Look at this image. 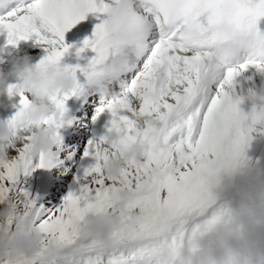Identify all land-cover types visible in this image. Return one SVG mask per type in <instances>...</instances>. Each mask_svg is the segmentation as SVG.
Segmentation results:
<instances>
[{
    "label": "snow or ice",
    "instance_id": "obj_1",
    "mask_svg": "<svg viewBox=\"0 0 264 264\" xmlns=\"http://www.w3.org/2000/svg\"><path fill=\"white\" fill-rule=\"evenodd\" d=\"M89 13L106 19L76 52L95 54L85 68L71 70L80 71L85 84L73 75V88L52 100L53 110L41 123L54 129L53 147L59 150L65 102L95 87L101 93L96 115L111 117L105 135L85 149L96 163L84 172L78 193L69 192L58 207L46 208L17 182L36 168L56 166V153L33 158L27 135L9 149L15 155L0 161V204L9 212L0 217V233L11 234L23 223L37 230L40 241L31 258L0 264H41L45 256L47 264H153L170 224L202 204L206 185L248 133L264 124V97L245 115L233 92L249 67L264 74V34L257 30L264 0H8L0 7V33L13 47L29 39L42 46L46 55L39 68L60 61L70 47L64 44L65 33ZM122 44L131 56L130 68L120 77L129 74L130 79L101 80L100 66ZM112 81L122 91L105 100V83ZM7 91L20 95L19 111L7 122L14 136L28 123V99L21 86ZM113 132L117 138L107 141ZM138 143L145 145L140 162L128 161L118 180L108 176L105 165L119 155L117 150ZM121 190L132 198L117 212L113 201ZM89 214L119 215L109 249L79 235L77 226Z\"/></svg>",
    "mask_w": 264,
    "mask_h": 264
},
{
    "label": "clouds",
    "instance_id": "obj_2",
    "mask_svg": "<svg viewBox=\"0 0 264 264\" xmlns=\"http://www.w3.org/2000/svg\"><path fill=\"white\" fill-rule=\"evenodd\" d=\"M8 0H0V7L6 5ZM131 51L128 45H120L119 49L100 66L101 80H116L130 68ZM12 75L21 81V87L28 94V107L26 109L27 124L22 132L14 136L6 122L0 121V161L9 158V149H14L23 142L24 137H31V155L33 158L40 153H47L53 148L54 129L45 127L41 121L53 110L52 100L63 95L74 86L75 80L68 69L60 66L59 62L48 63L42 67H29L26 59L14 65ZM3 85V76L0 75V86ZM117 138L116 133H108L106 140L112 142ZM119 155L114 156L105 165L108 176L114 180L119 179L121 168L131 160L140 162L145 152L142 143L129 146L127 149H118ZM132 193L121 190L115 196L113 207L117 212L123 211ZM8 210L0 211V217H7ZM120 217L117 214L98 215L89 214L78 224V233L82 238L96 241L102 248L111 247V234L113 229L119 227ZM40 236L31 225L19 224L11 234L0 233V260H15L25 256L31 258L38 251ZM52 251L50 246L49 252ZM47 264V256L41 260Z\"/></svg>",
    "mask_w": 264,
    "mask_h": 264
},
{
    "label": "bare ground",
    "instance_id": "obj_3",
    "mask_svg": "<svg viewBox=\"0 0 264 264\" xmlns=\"http://www.w3.org/2000/svg\"><path fill=\"white\" fill-rule=\"evenodd\" d=\"M92 16H95V17L91 18ZM97 19H98V15L89 13L83 21L75 25L76 29L73 34L65 33L64 44L66 46H71L72 48L79 49L82 46L83 41L85 39L91 38L92 34H87L86 32L87 31L93 32L95 27L91 28L89 24L95 25L97 22ZM28 41H30V45H31L30 49H34L36 53L39 50L44 51L42 46H39L35 43L34 39H29L27 41H20L15 47L11 45H7L5 42L6 46L3 48V51L0 52V69H1L0 75L3 76V82L10 81V79L7 76L11 77V80L14 79V75H12L13 67L14 65H16V63H18L20 54H23L26 49H29V47L26 46V43H28ZM87 52L88 50L86 49L85 51L81 53V56L86 55ZM6 55H7V58H5ZM61 62L62 60L60 59L59 64ZM5 66H8V68ZM128 77L130 78V75L125 74V75H122L119 79L122 81H125ZM245 80L248 83L253 84V89H251V94H253L254 97H256L257 99L250 98L249 96L250 93H247L243 90L242 84L244 83ZM235 85L238 88V90L241 92L240 99L242 100V103L240 105V108H241V111L245 115H247L252 110L254 105L256 107H260L258 98L264 97V74H260L256 71L255 68L249 67L237 79ZM115 87L114 88L111 87L110 89H107V91L105 92V95L109 94L112 91H115ZM94 96L101 99V93L99 92L95 94ZM75 97L77 96H71L69 99L72 100ZM111 98L112 97H109L108 99H111ZM17 99H18L17 97H14V103L11 106L14 112H15V108L18 107ZM108 99H105V100H108ZM256 127L261 129V132H263L262 129H264V124L256 125ZM51 168H54V167H51ZM51 168L46 169V170L48 171ZM241 203L247 204L248 201L242 200ZM233 209H236V211H239V212H247L249 214L254 213L250 209L249 206H237V205L235 206L234 203H227V208L225 209L224 216H228L229 218H233L234 220H236L235 215L237 214V212H234ZM241 219H243V217H241ZM196 226H197L196 224L192 226L191 230H193V233L190 234L188 238H183V239L193 241L195 243H204L205 245L203 244V246H218L219 254L228 256L230 260L234 261V264L250 263V257H246L244 255L236 256L235 250H243V251H246V250L262 251L264 250V225L247 224V223L238 224V223H235V221H225L224 219L220 221H216V220L205 217L199 223V230L213 231L212 233H209L206 235L196 234L194 232ZM240 235H246L247 240L238 242L237 239ZM224 237L229 238L231 242L225 243L223 241ZM186 249H187V244L184 243L182 246L176 249L169 250V252L175 253L176 251H184ZM213 257L220 258L216 255H213ZM191 260L199 264H210L208 254L192 255Z\"/></svg>",
    "mask_w": 264,
    "mask_h": 264
},
{
    "label": "rangeland",
    "instance_id": "obj_4",
    "mask_svg": "<svg viewBox=\"0 0 264 264\" xmlns=\"http://www.w3.org/2000/svg\"><path fill=\"white\" fill-rule=\"evenodd\" d=\"M65 159V158H64ZM261 164L263 163V161L260 162ZM38 168H36L34 171L31 172V174L29 176H23L21 175L20 177H18V182H17V186L18 188L22 189L24 192H27L28 193V196L29 198L33 199L34 198V195H35V192L38 188V184L39 182L36 180L37 178V175H38V171H37ZM87 170V169H86ZM63 172H66L65 170H62ZM59 173L61 171H58ZM55 175V174H54ZM72 175L73 174H65L64 176H62L61 178L57 179L56 177H54L53 179L51 180H46V181H43L42 182V186H46L47 187H51L53 185H55V182L57 180H62L63 182L66 181V184H68V187L71 186V182H72ZM74 180V179H73ZM76 181V184H77V188H80V186L82 187L83 185V176L79 177L78 179L75 180ZM243 182V180H241V182L239 183V185L241 186V183ZM70 183V184H69ZM225 185V184H224ZM76 187H74V194L75 193H78V190H77ZM222 187H218V190L221 189ZM50 194L47 192V193H44V191L40 192V194L38 195V197L36 198V200L38 199V201L40 200H45L46 203H52V204H55V207H58L62 200L65 198V193H59L58 195L56 196H52V198H49ZM54 207V208H55ZM3 208L0 207V211H2ZM179 216L170 224V227L167 231V233L165 234L164 237H167L168 239H170L172 236H173V233L176 232L177 230V227H178V224L181 222L179 220ZM204 219V218H203ZM202 219V220H203ZM201 220V221H202ZM200 221V222H201ZM164 237H162L161 239V242H164Z\"/></svg>",
    "mask_w": 264,
    "mask_h": 264
}]
</instances>
